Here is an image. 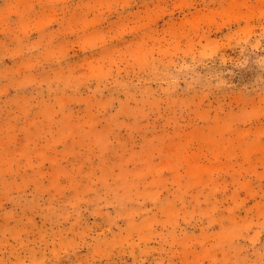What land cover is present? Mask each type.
Wrapping results in <instances>:
<instances>
[{
	"label": "rangeland",
	"instance_id": "1",
	"mask_svg": "<svg viewBox=\"0 0 264 264\" xmlns=\"http://www.w3.org/2000/svg\"><path fill=\"white\" fill-rule=\"evenodd\" d=\"M0 264H264V0H0Z\"/></svg>",
	"mask_w": 264,
	"mask_h": 264
}]
</instances>
